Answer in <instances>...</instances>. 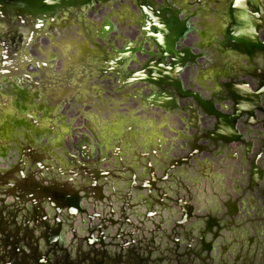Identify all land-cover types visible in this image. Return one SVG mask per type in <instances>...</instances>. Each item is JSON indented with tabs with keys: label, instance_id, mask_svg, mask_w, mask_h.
Returning <instances> with one entry per match:
<instances>
[{
	"label": "flooded vegetation",
	"instance_id": "flooded-vegetation-1",
	"mask_svg": "<svg viewBox=\"0 0 264 264\" xmlns=\"http://www.w3.org/2000/svg\"><path fill=\"white\" fill-rule=\"evenodd\" d=\"M110 7L100 26L91 29L135 30L127 47L137 57L145 30H153L151 48L144 51L152 54L146 57L149 65L168 73L162 79L166 85H132L129 93L133 101L144 98L154 104L167 95L168 114L154 108L156 118L145 126L152 131L146 141L137 139L134 123L118 125L119 140L91 133L85 153L75 156L79 161L69 158L70 164L62 165L77 176L61 182H45L41 165H32L25 149L15 155L11 146L25 145L20 138L25 130L13 137L12 122L2 123L0 264H221L233 251L247 257L257 249L253 239L264 236V0H121ZM137 57L130 79L141 71ZM182 63L185 68L176 76ZM176 78L209 106L181 100L185 111L176 110ZM239 94L253 103L241 107L234 100ZM210 106L226 118L235 116L238 107L244 109L235 124L238 141L223 146L206 140L220 122L208 113ZM177 120L187 136L179 135L186 152L175 157ZM177 169H184V176H177ZM190 169L196 184L188 183ZM207 187L225 192L227 200L215 204V212L192 213L194 201L207 203L199 193ZM238 208L240 216L232 223L229 210ZM189 214L197 217L195 226L183 224ZM217 226L225 228L223 236ZM194 230L191 245L185 236ZM231 234L245 236L249 243L222 244ZM208 249L212 260L206 259ZM218 251L221 259L215 257ZM256 251L264 254V246Z\"/></svg>",
	"mask_w": 264,
	"mask_h": 264
},
{
	"label": "water",
	"instance_id": "water-1",
	"mask_svg": "<svg viewBox=\"0 0 264 264\" xmlns=\"http://www.w3.org/2000/svg\"><path fill=\"white\" fill-rule=\"evenodd\" d=\"M120 3L121 0H0V125L12 122V126L8 127L12 129L13 137L18 136V133L23 134L25 130V137H20L24 139L25 145L21 141L11 146V150L18 155L23 154L25 149L32 165H41L40 170L45 173L42 172L40 177L44 181L50 179L61 182L63 178L77 176V171L64 169L62 165L69 163V158L79 161V157L75 156L82 157L85 153L89 140H92L91 133L97 138L101 134L100 137L106 135L108 139L119 140L116 131L120 134L121 129L117 128L118 125L134 123L138 125L137 139L146 141L152 131L145 126L153 122L154 108L159 107L157 112H162L161 115L163 112L168 114L170 99L167 95L159 98L161 104H154L144 98L133 101L134 97L130 94L132 85H166L162 79L167 78L168 73L158 72L149 65L146 57L152 54L144 51L146 47L151 48L153 30H145L137 57L127 47L129 40L135 36V30L91 29L100 26L99 21L113 9L110 5ZM163 46L166 51L170 49L166 41ZM260 49L263 51L264 47L261 45ZM136 57L140 60L141 71L130 79L128 74L135 69L132 63ZM166 57L163 56V59ZM184 65L178 64L176 76L183 71ZM175 87L178 90L174 97L176 110L185 111L180 109L181 100L194 99L198 106H209L195 91L185 90L179 78H176ZM147 90L144 88V93ZM234 100L241 107L253 103L252 99L240 94ZM210 107L208 113L220 122L217 130L207 133L206 140L216 144L222 142L223 146L238 141L240 136L235 124L240 117L238 112L244 109L238 107L240 110L235 116L226 118L214 106ZM196 112L197 116L201 113L199 109ZM176 116L179 120L183 118L182 114L177 113ZM79 118L84 125L81 128L78 126ZM179 120L175 123L176 133L172 132L176 136H172L175 157L186 152V145L183 140H179V135L187 136V132L182 129ZM164 129L168 135L167 126ZM196 129L200 131L198 125ZM169 134L171 138V131ZM73 135L76 137L74 141ZM66 136L70 140L65 139ZM164 143L166 146L168 142ZM4 148L0 146V156L5 154L1 151ZM73 149L75 152H72ZM2 160L0 165L4 163ZM183 165L178 164L179 167ZM184 171L177 169L176 175L182 173L181 176H184ZM189 173L188 183L196 184L194 171L190 169ZM52 187L58 186L54 184ZM192 207V213L202 214L195 201ZM229 212L230 220L235 223L240 216V209ZM192 219L197 217L189 214L183 224L195 226ZM214 226L210 224L209 229ZM217 228L219 235L223 236L225 233L221 231L225 228ZM196 233L195 230L190 231L185 240L194 244ZM263 245L262 242L256 244V250ZM256 250L248 251L247 257L237 253L236 261L227 255L221 264H255L258 257H264L261 251ZM211 251L208 249L207 260H212ZM176 264L182 263L177 260Z\"/></svg>",
	"mask_w": 264,
	"mask_h": 264
},
{
	"label": "crops",
	"instance_id": "crops-1",
	"mask_svg": "<svg viewBox=\"0 0 264 264\" xmlns=\"http://www.w3.org/2000/svg\"><path fill=\"white\" fill-rule=\"evenodd\" d=\"M193 192H195V191H193ZM199 193L201 194V196H200L201 198L200 199H202V198L205 197V199L207 201V203H205V202H201L199 204L197 203L198 210L203 211V213H208L209 211L210 212H215V210L217 208L215 206V204L217 205V203H218L219 205H222L221 202L222 201L225 202L227 200L226 193L225 192H221L217 188L214 189V188H211V187H207L205 189V191H203L202 189L199 190ZM235 193H237V192L234 191L231 194L235 196ZM251 217L252 218L255 217V219L257 218L256 215H252ZM231 235L232 236H227L225 239L221 240L222 244H229L230 246L234 247V246H237L238 242L239 243L244 242L245 244H248L249 243L245 239V236H242L243 238L242 237L239 238V237L235 236L234 234H231ZM253 240H254V242L251 243V245H253V247H255L256 244H259L260 242H262V245L264 244V236H260L259 238H254ZM220 254L222 255V252L221 251H218V254H217L218 256L216 255L215 257L217 259H221V258H219L220 257L219 256ZM236 256H237V253L235 251L230 252L228 254V257L232 261L235 259ZM255 264H263L262 263V258L258 257Z\"/></svg>",
	"mask_w": 264,
	"mask_h": 264
},
{
	"label": "rangeland",
	"instance_id": "rangeland-1",
	"mask_svg": "<svg viewBox=\"0 0 264 264\" xmlns=\"http://www.w3.org/2000/svg\"><path fill=\"white\" fill-rule=\"evenodd\" d=\"M81 121H82V119L79 118V122H80V123L78 124V126H80V128H81V126H84V125L81 124ZM2 122H3V121H1V123H2ZM86 128H87V126H86ZM65 139L70 140V138H69L68 136H66ZM75 139H76V137L73 135V136H72V140L74 141ZM74 151H75V150L73 149L72 152H74Z\"/></svg>",
	"mask_w": 264,
	"mask_h": 264
}]
</instances>
